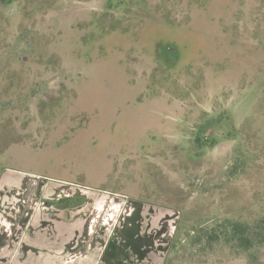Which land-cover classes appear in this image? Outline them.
<instances>
[{
    "label": "rangeland",
    "instance_id": "374dc122",
    "mask_svg": "<svg viewBox=\"0 0 264 264\" xmlns=\"http://www.w3.org/2000/svg\"><path fill=\"white\" fill-rule=\"evenodd\" d=\"M4 171L172 212L166 264H254L194 232L264 218V0H0Z\"/></svg>",
    "mask_w": 264,
    "mask_h": 264
},
{
    "label": "crops",
    "instance_id": "0c3cea01",
    "mask_svg": "<svg viewBox=\"0 0 264 264\" xmlns=\"http://www.w3.org/2000/svg\"><path fill=\"white\" fill-rule=\"evenodd\" d=\"M5 171L0 176V264H166L172 212L133 201L110 223L116 214L105 217L101 196L85 193L78 201V188L71 189L76 182L51 178L71 187L60 189L55 200L41 201L31 173Z\"/></svg>",
    "mask_w": 264,
    "mask_h": 264
},
{
    "label": "trees",
    "instance_id": "16d2710c",
    "mask_svg": "<svg viewBox=\"0 0 264 264\" xmlns=\"http://www.w3.org/2000/svg\"><path fill=\"white\" fill-rule=\"evenodd\" d=\"M194 242L211 246L215 243L229 245L236 252L248 256L257 264L260 252L264 250V218L256 222L236 220L235 218L216 221L214 225L202 226L194 232Z\"/></svg>",
    "mask_w": 264,
    "mask_h": 264
}]
</instances>
